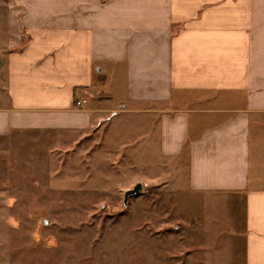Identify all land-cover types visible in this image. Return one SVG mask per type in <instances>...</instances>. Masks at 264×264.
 <instances>
[{
	"label": "crops",
	"instance_id": "crops-1",
	"mask_svg": "<svg viewBox=\"0 0 264 264\" xmlns=\"http://www.w3.org/2000/svg\"><path fill=\"white\" fill-rule=\"evenodd\" d=\"M117 108L157 120L205 223L231 195L242 264H264V0H0V139Z\"/></svg>",
	"mask_w": 264,
	"mask_h": 264
},
{
	"label": "rangeland",
	"instance_id": "rangeland-1",
	"mask_svg": "<svg viewBox=\"0 0 264 264\" xmlns=\"http://www.w3.org/2000/svg\"><path fill=\"white\" fill-rule=\"evenodd\" d=\"M158 127L117 108L89 130L0 139V264H242L231 195H210L200 219L201 195L161 154Z\"/></svg>",
	"mask_w": 264,
	"mask_h": 264
},
{
	"label": "water",
	"instance_id": "water-1",
	"mask_svg": "<svg viewBox=\"0 0 264 264\" xmlns=\"http://www.w3.org/2000/svg\"><path fill=\"white\" fill-rule=\"evenodd\" d=\"M143 189V183L137 182L132 188L124 192V205L127 206L131 196L137 195Z\"/></svg>",
	"mask_w": 264,
	"mask_h": 264
},
{
	"label": "built area",
	"instance_id": "built-area-1",
	"mask_svg": "<svg viewBox=\"0 0 264 264\" xmlns=\"http://www.w3.org/2000/svg\"><path fill=\"white\" fill-rule=\"evenodd\" d=\"M83 102H85V101H83ZM81 105H82V102L78 101L77 106L80 107Z\"/></svg>",
	"mask_w": 264,
	"mask_h": 264
}]
</instances>
